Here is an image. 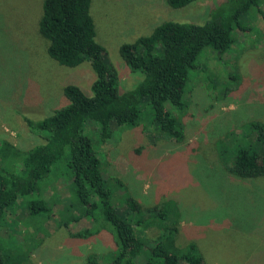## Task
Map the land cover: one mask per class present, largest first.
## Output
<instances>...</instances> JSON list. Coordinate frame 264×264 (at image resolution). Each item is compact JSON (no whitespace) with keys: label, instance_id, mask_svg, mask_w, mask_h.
Instances as JSON below:
<instances>
[{"label":"rangeland","instance_id":"obj_1","mask_svg":"<svg viewBox=\"0 0 264 264\" xmlns=\"http://www.w3.org/2000/svg\"><path fill=\"white\" fill-rule=\"evenodd\" d=\"M222 1L195 0L174 8L166 0H92L96 39L117 68L120 87L133 89L143 78L142 72L130 71L122 58L124 43L150 34L166 20L203 23ZM42 3L0 0V147L8 141L25 151L43 143L23 116L38 121L65 106L67 84L92 93L96 73L89 62L68 67L48 54V41L39 32ZM258 8L261 12L255 7L243 18L250 30H237L238 40L223 56L211 46L200 53L185 88L187 106L180 116L184 140L152 137L143 130L152 114L144 101L141 124L116 126L112 138L99 149L102 174L108 188L117 192V207L125 209L130 196L141 209L137 213L128 204L127 215L148 218L153 210L163 212L167 217L163 227L176 229L175 246L183 249L195 242L205 264H264V176L242 178L231 173L229 153H223L222 144L238 136L239 126L264 122V0ZM0 165L18 171L15 160L3 150ZM68 172L62 165L51 179ZM117 179L123 188L116 186ZM68 182L62 177L54 189L63 195L57 211L68 202L64 196L69 193ZM49 188L47 196L41 190L39 194L53 207L54 190ZM9 212L1 226L0 248L17 264H86L90 254L99 264H107L108 253L116 248L108 230L88 239L72 237L93 228L92 218H81L66 228L57 224L59 215L49 220L50 209L37 215L24 206ZM164 231L150 226L139 234L154 245L166 242Z\"/></svg>","mask_w":264,"mask_h":264},{"label":"trees","instance_id":"obj_2","mask_svg":"<svg viewBox=\"0 0 264 264\" xmlns=\"http://www.w3.org/2000/svg\"><path fill=\"white\" fill-rule=\"evenodd\" d=\"M166 1L174 8H183L195 0ZM221 3L203 23L166 20L150 34L124 43L120 48L122 58L130 71L142 72L143 78L133 89L123 90L117 68L96 39L92 0H43L39 32L48 41L50 57L68 67L89 62L96 79L90 95L77 84L64 86L68 103L50 116L38 121L23 116L29 130L37 133L43 143L24 151L3 141L0 150L15 160L18 171L0 165V230L9 211L24 206L37 215L50 209L53 217L49 220L59 215L57 224L66 228L81 218H92L94 227L81 229L72 234L74 238L88 239L101 230H108L116 248L108 253L107 264H205L195 242L183 249L175 246L176 229L163 227L167 218L163 212L153 210L148 218L127 215L128 204L137 213L141 209L130 196L126 199L128 204L123 205L125 209L117 207L116 191L108 188L102 174L99 149L112 138L116 126L141 124L140 106L144 101L150 104L152 114L150 124L143 130L152 137L184 140L180 116L187 106L183 100L185 88L190 71L198 67L200 53L211 46L219 57L223 56L238 40L237 30H250L251 26L242 23L243 18L255 7L261 12L258 7L262 0H223ZM226 141L222 142L223 153H229L231 173L242 178L264 176V122L251 121L244 127L239 126L238 136ZM62 165L69 174L56 173L55 180L51 179ZM62 177L69 179V193L64 195L68 202L57 211L55 206L63 203V195L54 189ZM117 180L116 186L123 188L124 183ZM49 187L54 190L53 198L50 197L53 207L39 194L41 190L47 196ZM150 226L165 229L166 242L148 245L139 231ZM0 264L17 262L0 248ZM86 264H99L96 255L90 254Z\"/></svg>","mask_w":264,"mask_h":264}]
</instances>
